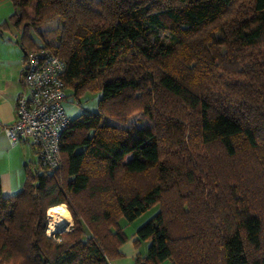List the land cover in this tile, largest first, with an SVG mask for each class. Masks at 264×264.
Listing matches in <instances>:
<instances>
[{"label":"trees","instance_id":"1","mask_svg":"<svg viewBox=\"0 0 264 264\" xmlns=\"http://www.w3.org/2000/svg\"><path fill=\"white\" fill-rule=\"evenodd\" d=\"M11 1L0 30L25 53L34 30L67 88L102 98L70 120L57 168L0 186V264H110L120 220L156 205L136 264H264V0ZM57 206L74 220L58 240Z\"/></svg>","mask_w":264,"mask_h":264},{"label":"built area","instance_id":"2","mask_svg":"<svg viewBox=\"0 0 264 264\" xmlns=\"http://www.w3.org/2000/svg\"><path fill=\"white\" fill-rule=\"evenodd\" d=\"M67 64L51 49L38 46L26 53L22 71L23 88L17 100L14 123L0 125L9 144L17 147L27 142L35 148L40 164L49 169L61 162L62 137L70 119L63 107L68 88L63 80ZM57 232L48 231L56 239Z\"/></svg>","mask_w":264,"mask_h":264},{"label":"crops","instance_id":"3","mask_svg":"<svg viewBox=\"0 0 264 264\" xmlns=\"http://www.w3.org/2000/svg\"><path fill=\"white\" fill-rule=\"evenodd\" d=\"M14 12L15 7L11 0H0V25L8 22ZM20 39L21 32L13 26L7 30H0V122L3 125L15 122L17 100L23 88L22 71L26 53ZM8 144V137L0 125V154L8 148ZM9 148L13 150V158L0 171V186L4 196L19 193L26 179L25 166L34 170L39 161L35 148L27 142H23L18 147L9 146ZM67 213L70 219L68 224L71 226L73 225L72 215L68 210Z\"/></svg>","mask_w":264,"mask_h":264},{"label":"rangeland","instance_id":"4","mask_svg":"<svg viewBox=\"0 0 264 264\" xmlns=\"http://www.w3.org/2000/svg\"><path fill=\"white\" fill-rule=\"evenodd\" d=\"M48 30L51 28V24H47L46 27ZM30 35L35 42L37 46L42 45V41L39 38V36L36 34L34 30L30 31ZM165 33H163V36ZM102 98V94L100 92H93L90 90L82 91L81 94L75 95L74 89L69 87L68 88V97L63 102V107L66 110L67 116L70 120L77 119L79 116L85 113H96L100 111L99 104L100 100ZM143 116L140 114H136L130 118V124L132 126L140 127L142 125ZM109 123L113 124L112 120H108ZM12 147L8 144V148L6 150H3L0 154V171L3 170V168L6 166L7 162H11L13 150L9 148ZM18 147V146H17ZM15 148V147H13ZM38 157V156H37ZM62 207L64 210L65 208L63 206H57ZM159 205H156L152 207L150 210H148L142 217H140L138 220L134 222H128L124 218H122L119 222V225L125 235L127 236V241L122 244L119 251L122 253V255L118 258L111 259V264H136V258L140 255L145 256L148 251V246L150 245L149 241H141L140 244H136L137 236L136 232L139 227H141L143 224L148 222L151 218H153L158 212H159ZM66 211V221L67 225L63 228H58V230H54L57 233L62 232H68L73 230L74 220L72 217V223L73 225L69 226V216ZM49 212V210H48ZM48 212H47V218H48ZM49 233L53 232V229L49 226L48 221V229H47V235ZM163 264H171L169 261L164 262Z\"/></svg>","mask_w":264,"mask_h":264},{"label":"bare ground","instance_id":"5","mask_svg":"<svg viewBox=\"0 0 264 264\" xmlns=\"http://www.w3.org/2000/svg\"><path fill=\"white\" fill-rule=\"evenodd\" d=\"M66 211L62 207H52L48 212V221L51 229L58 230L67 226Z\"/></svg>","mask_w":264,"mask_h":264}]
</instances>
